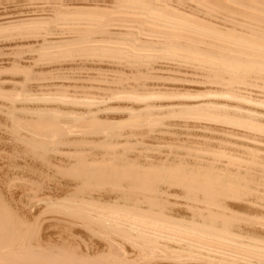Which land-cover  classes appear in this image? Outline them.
<instances>
[{
  "label": "bare ground",
  "instance_id": "6f19581e",
  "mask_svg": "<svg viewBox=\"0 0 264 264\" xmlns=\"http://www.w3.org/2000/svg\"><path fill=\"white\" fill-rule=\"evenodd\" d=\"M0 264H264V0L0 3Z\"/></svg>",
  "mask_w": 264,
  "mask_h": 264
},
{
  "label": "rangeland",
  "instance_id": "374dc122",
  "mask_svg": "<svg viewBox=\"0 0 264 264\" xmlns=\"http://www.w3.org/2000/svg\"><path fill=\"white\" fill-rule=\"evenodd\" d=\"M2 1H3V0H0V3H3V2L5 3V1H6L7 3H11V2H14V1H16V0H13V1H12V0H9V1H8V0H4L3 2H2ZM44 1H45V0H44ZM7 5L10 6V4H7ZM7 5H5V6H7Z\"/></svg>",
  "mask_w": 264,
  "mask_h": 264
}]
</instances>
